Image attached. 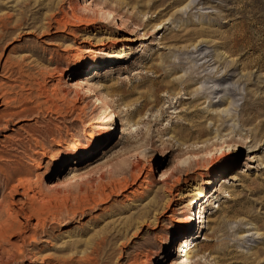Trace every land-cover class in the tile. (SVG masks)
<instances>
[{
	"label": "rangeland",
	"instance_id": "374dc122",
	"mask_svg": "<svg viewBox=\"0 0 264 264\" xmlns=\"http://www.w3.org/2000/svg\"><path fill=\"white\" fill-rule=\"evenodd\" d=\"M75 3L116 22H72ZM21 13L0 48V264H264V0H0Z\"/></svg>",
	"mask_w": 264,
	"mask_h": 264
},
{
	"label": "bare ground",
	"instance_id": "6f19581e",
	"mask_svg": "<svg viewBox=\"0 0 264 264\" xmlns=\"http://www.w3.org/2000/svg\"><path fill=\"white\" fill-rule=\"evenodd\" d=\"M22 4V3H21ZM162 4V3H161ZM25 6V5H24ZM29 7H30V5H28ZM22 9V8H21ZM27 10V9H26ZM31 12V11H30ZM25 13H27V12H25ZM25 13H21L19 16H16L15 18H13V19H11L10 17H11V15H9V14H7L6 16L5 15H3L2 17H0V48H1V45L3 44V43H5L9 38H10V40H11V37L13 36V35H16V34H18L19 32H21L22 31V29L24 28L23 26L24 25H27L29 22V19H32L33 20V22H35L34 20H37V18L35 17V15H34V17L32 16V17H29V16H27V15H25ZM40 13V12H39ZM86 13V14H85ZM88 13H91L92 15H94L95 17H97V18H99V19H101L103 22H106V21H109L110 19L112 20V21H115L116 22V16L112 13V11H108V10H106V8L103 6V5H99L98 7H90V10H86V9H82V7L80 6V5H78L77 3H75V4H73V6L71 7V18L73 19L72 20V22H75L76 21V23H78L79 22V24L80 25H83V26H88V25H92V26H94V27H98V25L96 24V22H94L95 21V19H94V17L92 18V16L90 17V16H88L87 14ZM33 15V14H32ZM31 16V15H30ZM40 16V15H39ZM38 16V17H39ZM44 18H46V17H44ZM32 20H30V21H32ZM71 19H69V18H67V17H65V16H62V18H55L54 19V21L56 22V24H58L57 26H59V24H62L63 26L62 27H64L65 28V31H66V29H67V27H66V24L68 23L69 24V21H70ZM78 21V22H77ZM36 22H38V21H36ZM72 22H70V23H72ZM76 23H73V24H76ZM90 23H93V24H90ZM36 24V23H35ZM39 24V23H38ZM43 24V23H42ZM45 25V24H44ZM72 25V24H71ZM36 26V25H35ZM38 26V25H37ZM40 26H42V25H40ZM40 26H39V29H40ZM70 26V25H69ZM116 26L117 27H122V26H120V24L119 23H116ZM23 27V28H22ZM46 27V26H45ZM31 28V27H30ZM37 28V27H36ZM42 28H43V26H42ZM41 28V29H42ZM84 28V27H83ZM43 29H45V28H43ZM42 29V30H43ZM85 29V28H84ZM46 30H48V28L46 29ZM40 31V30H39ZM67 31L69 32V30L67 29ZM71 31V30H70ZM73 31V30H72ZM23 32V31H22ZM35 32H37V31H35ZM73 33H75V32H73ZM18 36H20V35H18ZM14 39V38H13ZM9 43V42H8ZM32 43V42H31ZM3 47V46H2ZM37 47V46H36ZM36 47H34V46H29V50H30V52H31V54H37L38 56H40V58L42 59V60H45V57H43V56H41L42 54H41V51L42 50H40V49H37ZM1 51V50H0ZM91 55V54H90ZM208 55V54H207ZM30 56V55H29ZM31 57V56H30ZM204 57V56H203ZM96 57H95V55L93 54V56H74L73 57V63L75 64V66L76 67H81L82 69H85V68H87V67H89V66H96L97 65V62H96V59H95ZM22 60V59H21ZM24 61L26 60V59H23ZM52 60H53V58H52ZM23 61V62H24ZM45 61H48V62H51V59H49V60H45ZM18 64H22L21 63V61H20V63H18ZM31 66H32V64H31ZM11 67V66H10ZM10 67H9V69H10ZM20 67V66H19ZM36 67V66H35ZM4 68V67H3ZM5 68H6V66H5ZM24 68V67H23ZM8 69V70H9ZM12 70V69H11ZM4 71V69H2V72ZM53 72L55 71L56 73L55 74H57L58 73V75H59V78L61 79V77H62V75L64 74V70H62V69H58V68H55V69H53L52 70ZM51 71V72H52ZM8 72V71H7ZM43 71L41 70V73H42ZM45 72V71H44ZM43 72V73H44ZM47 73L49 72V71H46ZM234 72V71H233ZM4 73H6V71H4ZM11 73V72H10ZM13 73V72H12ZM52 74V73H51ZM51 74H50V76H51ZM11 75V74H10ZM53 75V74H52ZM57 75V76H58ZM225 77H226V75H225ZM230 78V77H229ZM60 79H59V83H60ZM224 79V78H223ZM64 84H66V85H68L69 87H71L72 86V84L70 83V82H67L66 80L64 81ZM87 81H84L83 83H82V85L81 84H78V88L79 89H81L82 90V92H83V94L85 95V96H87V98H90L91 96H93L94 98H95V100L98 102L97 104H100L101 105V108H102V112L104 113V115H105V117L106 118H109L111 115H112V110H109V104L106 102V100L104 99V97L102 96V95H100V94H98V92L97 93H93V91L94 90H92L91 89V87H89V86H87ZM83 85H86L85 87H83ZM77 92V91H76ZM69 93V92H68ZM76 94H78V93H76ZM67 95V94H66ZM78 96H80V95H78ZM2 115V114H1ZM16 116V114H12L7 120H6V124H8L9 123V121L10 120H12L14 117ZM1 117V116H0ZM130 122V121H129ZM128 122V123H129ZM6 124L4 125L3 124V126H6ZM113 124V123H112ZM112 124H110V125H108L107 127H105V131L101 134V136H102V138L100 139V140H97L98 142H99V144H102V143H105V142H107L108 140H109V138L110 137H112V133H111V131L113 130L112 129ZM127 124V123H126ZM125 124V125H126ZM2 126V125H1ZM114 126V125H113ZM128 126H129V124H128ZM131 126V125H130ZM124 127V126H123ZM114 128V127H113ZM127 128V127H126ZM124 129H125V127H124ZM130 129H134V128H130ZM132 130H130V131H132ZM135 130V129H134ZM133 130V131H134ZM126 131V130H125ZM124 131V132H125ZM136 131V130H135ZM122 132H123V129H122ZM137 132V131H136ZM128 133V132H127ZM132 133V132H131ZM125 134V133H124ZM91 139L90 140H88L87 142L89 143V142H91L95 137L94 136H92V137H90ZM127 144V143H126ZM129 147H131V146H129V143H128V145L127 146H124L123 148H124V150H126V149H128ZM93 149V148H92ZM92 149H89L88 148V145L87 144H85V143H78L77 144V150L79 151V150H82L83 152H90V151H92ZM130 149V148H129ZM127 150L126 152H124V153H127L128 151H130V150ZM124 150H122V151H124ZM135 150V149H134ZM131 152V151H130ZM129 153V152H128ZM83 155H85V153H83ZM79 156H76V158H78ZM199 157V156H198ZM138 161V160H137ZM136 162V161H135ZM135 162H133V163H135ZM137 164H132V166H136ZM120 166V165H119ZM120 168V167H119ZM124 169V168H123ZM120 171H121V168L119 169ZM148 172H151L152 173V168H151V166L149 167V169H148ZM109 173H113L114 174V170H110V172ZM174 174H161L160 175V178L158 179V181H160V182H163L164 183V192L166 193V195L167 196H171L172 195V192H173V188L172 187H167V181L173 176ZM103 176H105V174L104 175H102L101 177H103ZM131 177H132V181L134 182L135 180H136V175L134 174V172H131ZM176 180L177 181H179L180 179L179 178H176ZM127 182V181H126ZM54 186V185H53ZM81 187V186H80ZM81 189V188H80ZM13 192H16V189L14 188L13 190H12ZM119 191H121V190H119ZM165 193H161V194H157L156 195V199H154L153 201H152V204H154V205H156V206H158L159 204H158V202H159V200H160V198H164L166 195H165ZM104 198V197H103ZM161 199V200H162ZM161 208H162V206H161ZM150 210H148L147 212H149ZM146 214V213H145ZM199 214H201V212H199ZM200 217V216H199ZM193 218H194V214H192V215H190V216H188V217H183V218H181V217H177L176 218V223H177V225L180 227V228H183V230L184 231H182V232H180V234H187L190 230H191V225H192V221H193ZM130 225H132V221L131 220H128V221H126V224H125V226L126 227H129ZM0 232H1V224H0ZM171 237V236H170ZM168 238V240H167V242H170L171 240V238ZM6 251V250H5ZM20 254V253H19ZM22 254V253H21ZM8 258V257H7ZM8 261V260H7ZM184 263V262H183ZM186 263V262H185ZM184 263V264H185ZM188 263V262H187ZM186 263V264H187ZM193 264V263H192ZM195 264V263H194Z\"/></svg>",
	"mask_w": 264,
	"mask_h": 264
}]
</instances>
